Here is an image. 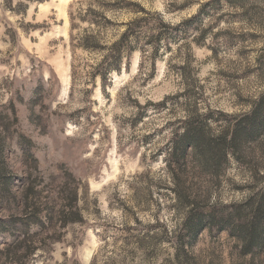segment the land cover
I'll use <instances>...</instances> for the list:
<instances>
[{
  "label": "rangeland",
  "instance_id": "374dc122",
  "mask_svg": "<svg viewBox=\"0 0 264 264\" xmlns=\"http://www.w3.org/2000/svg\"><path fill=\"white\" fill-rule=\"evenodd\" d=\"M115 1L0 0V264H264V0H125L144 12ZM96 12L106 19L91 23ZM140 17L195 19L187 40L163 41L170 50L156 58L145 43L128 69L93 81ZM85 35L97 47L85 48ZM194 109L214 134L251 117L216 178L187 185L239 229L186 234L191 204L178 200L164 155ZM68 175L81 221L23 229L30 204L44 221L46 207H60ZM257 204L262 235L246 245ZM25 232L43 240L15 254Z\"/></svg>",
  "mask_w": 264,
  "mask_h": 264
},
{
  "label": "trees",
  "instance_id": "16d2710c",
  "mask_svg": "<svg viewBox=\"0 0 264 264\" xmlns=\"http://www.w3.org/2000/svg\"><path fill=\"white\" fill-rule=\"evenodd\" d=\"M110 6L114 9L126 8L131 11L133 9L132 7L129 8V6H137V10L134 9V12H144L136 3L125 0H117ZM97 13L99 12L92 13L91 18H89L91 23H98L102 17H104L101 13L100 15H97ZM104 19L106 18L104 17ZM193 19L195 18H187L172 25L157 19L151 21L147 17L134 18L127 22L125 24V29L121 32L119 38L109 46L97 71L93 73V81L96 76H99L103 82H106V80L111 78L110 75L112 72L120 73L123 63H125V70L128 69L130 64L129 57L136 50L144 52L145 48L143 44L145 43L152 45L151 56L156 58L159 50H162L161 53L170 50V47L167 45H165V47L164 44L162 45L163 41L187 40V36H190L187 28ZM203 35V31H200L197 37H195V39L192 37V39L200 44ZM82 41L85 48H90L91 46L97 47L94 36L92 35H85ZM177 49H179V47ZM11 110L13 115L11 121H15V110L13 107ZM192 114L193 115L184 123L185 125L182 127V131L176 133L164 155L165 166L169 171L172 183L175 185L174 192L178 200L182 204H191L189 216L185 223L187 230L186 234L192 236L201 228L205 226L211 227L212 225H217L219 228L231 225L235 230L239 229L232 225L237 217L226 215L223 211L216 212L213 209L212 211H207L205 208L206 205L202 203L203 199H198V201L196 197L192 198L191 195L193 193L187 185L195 183V181L199 179L198 177H205L207 174L216 178L221 165L227 160L229 151L233 155L238 154V135L242 131L248 132L250 129L248 126L250 125L249 120L251 117H247L243 125L241 122L236 123L229 132L226 131V128H223L217 134H214L211 133L209 125L207 124V114H199L195 109L192 111ZM3 118H6L5 115L0 117V121H2ZM246 140L247 139L244 138L242 142ZM30 158L34 160L33 157ZM190 162L193 165L189 168L187 164ZM1 168L0 163V177H4L5 175ZM72 181L73 178L68 175L67 180H65L64 185L61 187L60 207L57 210H54L52 205L45 208V221L40 217V213L43 212V210L31 204L29 205L28 203L27 205L29 206H26L29 207V212L23 215V218L19 221L22 228L26 229L31 223L43 227L45 223H59L61 226H66L69 223L81 221L80 211L76 207L78 201L77 189L75 183H73L74 181ZM29 197L30 192L29 189H27L24 194L25 203L28 201ZM261 206V204H257L253 208V218L246 227V245L249 244V242H256L262 235L261 231L263 228L259 229L261 224L258 222V220H261V218H259L261 215ZM239 226L241 228V225ZM37 234V232L31 234L25 232L22 238H20L21 241H19L16 247L15 254L24 250V252H28L29 255L35 253L37 247L33 245H38L37 243L43 240V238H39ZM20 247H24L25 249L23 250Z\"/></svg>",
  "mask_w": 264,
  "mask_h": 264
}]
</instances>
